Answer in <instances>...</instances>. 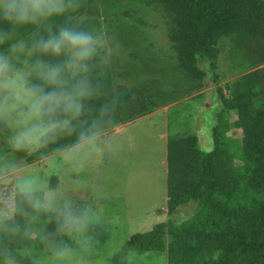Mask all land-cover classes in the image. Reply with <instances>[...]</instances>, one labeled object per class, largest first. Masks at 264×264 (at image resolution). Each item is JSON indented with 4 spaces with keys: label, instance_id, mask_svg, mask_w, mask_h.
Wrapping results in <instances>:
<instances>
[{
    "label": "trees",
    "instance_id": "16d2710c",
    "mask_svg": "<svg viewBox=\"0 0 264 264\" xmlns=\"http://www.w3.org/2000/svg\"><path fill=\"white\" fill-rule=\"evenodd\" d=\"M158 1L173 18L168 38L174 57L198 88L205 74L199 62L217 54V44L223 37L239 43L264 41V0ZM65 3L68 7L63 13L39 25L17 26L12 40L31 43L40 35L46 36L48 26L53 31L69 26L92 32L95 19L77 17L79 12L90 10V2ZM6 28L8 24L0 21V29ZM10 42L0 43V52L8 50ZM34 55L49 63L65 58L51 53ZM76 77L87 80L90 94L82 98L83 110L72 121V131L35 151L13 150L7 145V153L26 162L38 160L141 117L184 94L157 75L115 88L98 50L86 70L76 73ZM227 86L228 96L219 93L224 106L215 112L210 151L201 149L193 134L167 135L166 210L171 214L178 206L193 202L192 213L181 221L170 216L149 230L131 234L109 256V264H127L130 252L146 251H166L167 264H264V79L259 70H253ZM232 113L236 116L233 126L242 133L236 142L227 135ZM7 130L0 124L3 142ZM2 164L0 153V171ZM34 194L44 201L41 190H34ZM10 208L9 216L0 217V252H13L18 264H33V258L20 250H52L57 244H71L74 232L65 224L67 213L33 209L21 192L12 195ZM88 234L102 239L110 236L97 224H89Z\"/></svg>",
    "mask_w": 264,
    "mask_h": 264
},
{
    "label": "rangeland",
    "instance_id": "374dc122",
    "mask_svg": "<svg viewBox=\"0 0 264 264\" xmlns=\"http://www.w3.org/2000/svg\"><path fill=\"white\" fill-rule=\"evenodd\" d=\"M88 1L90 10L86 8L77 17L95 19L92 32L104 40L98 51L115 88L157 75L184 94L116 129L32 162L7 153V137L6 145L0 138V217L10 215L12 195L20 192L24 180L31 179L33 189L43 192L44 201L51 200V210H71L84 217V227L78 232L72 229L69 247L75 256L87 264H109V256L131 234L149 230L170 216L181 221L192 213L193 202L178 206L171 214L166 210L167 135L193 134L200 148L210 151L215 112L224 106L219 93L228 96L227 85L249 71L259 70L264 79V41L239 43L223 37L217 54L199 62L205 74L198 88L174 57L168 38L173 18L161 2ZM24 58H28L27 53ZM235 117L230 115L227 135L236 142L242 133L233 126ZM89 224H97L110 236L102 239L89 235ZM20 253L45 261L51 250L26 249ZM127 264H167L166 251L130 252Z\"/></svg>",
    "mask_w": 264,
    "mask_h": 264
},
{
    "label": "clouds",
    "instance_id": "9594fccd",
    "mask_svg": "<svg viewBox=\"0 0 264 264\" xmlns=\"http://www.w3.org/2000/svg\"><path fill=\"white\" fill-rule=\"evenodd\" d=\"M65 0H0V43L10 40L8 50L0 52V124L8 129L7 143L13 150L35 151L58 135L73 129L72 121L83 110L82 98L90 94L86 79L76 73L86 70L88 61L103 46L100 34L75 27L61 26L29 43L12 40L17 26L39 25L49 17L63 13ZM28 58H24V54ZM36 53L64 55L59 63H49ZM40 82H34L33 78ZM83 135V133H82ZM21 194L36 210H49L51 200L42 201L34 194L32 180L20 185ZM65 224L75 231L84 227V217L67 210ZM0 264H18L16 255L5 249ZM33 264H87L76 257L72 248L57 244L45 261Z\"/></svg>",
    "mask_w": 264,
    "mask_h": 264
},
{
    "label": "crops",
    "instance_id": "0c3cea01",
    "mask_svg": "<svg viewBox=\"0 0 264 264\" xmlns=\"http://www.w3.org/2000/svg\"><path fill=\"white\" fill-rule=\"evenodd\" d=\"M127 123V122H126ZM123 124H125V123H122V124H119V125H117V126H115V127H113V128H118L120 125H123Z\"/></svg>",
    "mask_w": 264,
    "mask_h": 264
}]
</instances>
